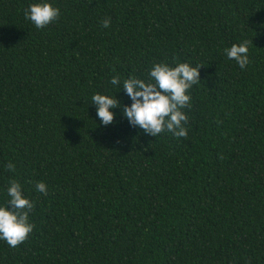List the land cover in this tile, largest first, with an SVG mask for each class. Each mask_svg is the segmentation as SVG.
<instances>
[{"label": "trees", "instance_id": "1", "mask_svg": "<svg viewBox=\"0 0 264 264\" xmlns=\"http://www.w3.org/2000/svg\"><path fill=\"white\" fill-rule=\"evenodd\" d=\"M38 2L0 0V206L12 179L34 203L0 264H264V0H47L61 15L41 29ZM245 39L241 69L225 49ZM157 62L203 64L187 138L122 115L123 80Z\"/></svg>", "mask_w": 264, "mask_h": 264}, {"label": "clouds", "instance_id": "2", "mask_svg": "<svg viewBox=\"0 0 264 264\" xmlns=\"http://www.w3.org/2000/svg\"><path fill=\"white\" fill-rule=\"evenodd\" d=\"M59 7L53 6L47 0L32 3L25 10V19L30 20L36 28L41 29L56 21L60 17ZM103 27L111 25V18L101 21ZM253 40L245 39L241 43L226 48L229 59L235 60L241 69L251 63L249 47ZM203 64L191 66L188 62L176 63L175 66L167 62H157L149 71L148 80L131 76L123 80V90L131 99L130 105L122 106V115L132 127H137L150 136H158L170 132L175 137L187 138L188 131L185 124L188 116L183 111L191 107L189 90L200 82V68ZM111 84L119 86V75L111 78ZM96 106L97 116L104 126L115 123L116 113L112 111L121 107L115 96L96 93L91 97ZM9 171L15 170V165L9 162L6 165ZM36 190L47 194L44 182L36 185ZM9 200L6 206H0V239L15 248L28 239L34 224L29 222V213L34 203L26 197L19 181L12 179L7 188Z\"/></svg>", "mask_w": 264, "mask_h": 264}]
</instances>
